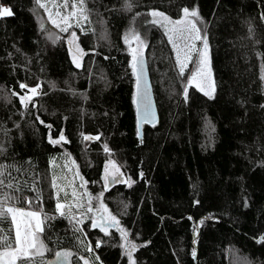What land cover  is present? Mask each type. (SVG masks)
<instances>
[{
    "label": "trees",
    "instance_id": "trees-1",
    "mask_svg": "<svg viewBox=\"0 0 264 264\" xmlns=\"http://www.w3.org/2000/svg\"><path fill=\"white\" fill-rule=\"evenodd\" d=\"M40 3L0 0L12 10L0 17V200L42 215L34 264H264V0H84L86 20L79 0ZM185 8L208 43L212 97L189 83L195 57L181 73L162 28L137 27ZM129 26L145 36L153 122L135 104ZM109 162L127 184H105ZM67 166L82 216L56 207ZM14 234L9 214L0 236Z\"/></svg>",
    "mask_w": 264,
    "mask_h": 264
},
{
    "label": "rangeland",
    "instance_id": "rangeland-1",
    "mask_svg": "<svg viewBox=\"0 0 264 264\" xmlns=\"http://www.w3.org/2000/svg\"><path fill=\"white\" fill-rule=\"evenodd\" d=\"M4 8H9L10 11L12 12L11 8L8 6H3L0 5V11H2ZM158 13V12H157ZM3 15H0L2 17ZM166 16L169 20L171 21H181L185 20L184 18L180 20H173L170 17ZM191 17V16H189ZM192 20L196 28L199 29L198 25L194 21V18H187ZM154 20H159L160 23H153ZM136 25V24H135ZM145 26H157L162 28L164 31L166 37L169 39V31L168 29L172 27L171 24H169L167 21L163 19L161 16H153L150 14V19L148 20H142L137 24V27L140 28L141 32H144L143 29ZM130 27V26H129ZM179 29L185 30V29H190V26L187 25V22L185 20V24L179 25ZM144 34H141L136 28L130 27L128 34H127V41L129 43L130 49L133 53V57H136L135 64L136 67L134 68L135 72V77H136V93H135V104L138 107L139 111V116H141L143 122H153L156 119V113H155V108L153 101L151 99V91H150V86L148 84V79H147V73H146V67H145V61H144V54H143V49H144V40L145 36ZM173 40L170 41L171 46L174 50L175 56L177 57V49L173 46L174 42L178 44L181 48V59L184 58L185 53L190 54V59L192 57H195V63L193 67V72L192 75L195 74L197 71V67L199 65V55L203 51V41L201 47H199V51L196 48L198 40H194L190 37H194L195 33H192L188 30L184 31V36L186 39H179L178 38V33H173ZM200 35V34H199ZM136 36L139 37V40L136 39ZM186 45H194V49H191L189 47H186ZM197 50L196 53H194ZM74 54L76 55L77 58H79V51L74 50ZM189 59V61H190ZM208 59H209V64L208 68L205 69V75L202 80V86L204 88V93L205 92H211L212 95L209 97H212L214 94V79L212 80L211 74V65H210V58H209V53H208ZM188 61V62H189ZM187 62V63H188ZM134 63V60H133ZM186 63V65H187ZM192 85L196 86V82H192ZM197 87V86H196ZM200 89L199 87H197ZM118 169V173H117ZM54 172V171H53ZM75 175V168L73 167H66V172H64L63 168H58L54 172V180L56 183V195L59 199V204H63L64 208L59 210L67 213H73V210L81 211L77 212L80 216H82V210H83V192L82 190L77 186V179L73 176ZM115 177V179H113ZM104 181L107 186L115 183H123L126 182V178L124 174L121 172L119 166L115 162H109L106 167L105 175H104ZM69 208H71V211L69 212ZM24 212H29V210H21ZM38 214L36 218L32 217H17L18 221H23L21 223V232L23 233L25 230V224L28 225V229L32 231L36 237V235L41 231L40 229L43 228V220H42V215L37 212L33 211ZM39 221V228H37V222ZM14 226L16 227V222H14ZM37 239V238H36ZM33 250H29V254L32 253ZM2 264V262H0Z\"/></svg>",
    "mask_w": 264,
    "mask_h": 264
},
{
    "label": "snow or ice",
    "instance_id": "snow-or-ice-1",
    "mask_svg": "<svg viewBox=\"0 0 264 264\" xmlns=\"http://www.w3.org/2000/svg\"><path fill=\"white\" fill-rule=\"evenodd\" d=\"M37 3L40 4V7L42 8H47L46 4L40 3V0H37ZM79 4H80V15L82 16L83 19H87V15H85V11H86V6L84 4V0H79ZM64 6L67 7V0H64ZM74 11H72L71 13H69L70 17H74L77 15L75 9H76V4L72 5ZM183 13H184V17L185 20L187 22V25L190 26V29H185L188 30L192 33H195L194 37H190L194 40H201L203 39L200 35H199V29L196 28L195 23L190 20L187 19L189 16L191 17H196L197 13L193 10L192 12H189V10L187 8L183 9ZM59 15V13H57ZM0 15L3 16H10L12 15V12L10 11L9 8H4L2 11H0ZM151 15L153 16H161L163 17V19L165 21H167L169 24L172 25L171 28L168 29L169 31V40L172 41L173 40V33H178V38L183 40L186 39V37L184 36V31L185 30H181L178 28L179 25L185 24V20H181V21H171L169 20L166 16H164V14L162 13H157V12H153L151 13ZM63 22L65 24V27L61 28V31H67L68 27H71V24L69 23V17H63ZM53 23H55V21H53ZM153 23H160L159 20H154ZM77 24H79V19H77ZM57 27H59V25H57ZM73 38H75V34L73 33ZM136 39L139 40V37L136 36ZM173 46L177 49V61L180 65V71L181 73H183L185 71V67H186V63L189 61L190 59V54L189 53H185L184 54V58L181 59V48L178 44H176L174 42ZM186 47H189L191 49H194V45H186ZM134 63H133V68L136 67L135 64V60L136 57H133ZM208 64H209V59H208V43L206 39H203V51L200 53L199 55V65L197 67V71L195 72V74H193L191 76V80L189 81V83L192 82H196V86L200 88L201 91H204V88L202 86V80L204 78L205 75V69L208 68ZM79 63H77V67H79ZM26 85H21V88H25ZM30 91L32 92L33 95L37 94V90L36 88H32L30 89ZM205 95H209L211 96L212 93L211 92H205ZM185 96H187V91L185 92ZM26 98H22V100H24ZM41 123H43V121H41ZM61 140L64 139L63 136L60 137ZM53 143H58L59 141H52ZM117 173H118V169H117ZM0 175H2V173H0ZM113 179H115V177H113ZM3 181L0 180V184H2ZM8 187H12L11 185H8ZM102 195V194H101ZM14 197L5 194L4 198L2 200H0V219L3 218H7L9 217L10 214V219L13 222H16V227H15V234H14V239L12 241L8 240V237L6 235L0 236V248L5 249L3 251H0V262H2V264H16V261L18 259L25 261L26 264H34V260L30 257L29 255V250H35L34 252H32V256L41 253L42 250H45V246L43 245L42 242H39V247H37L38 241L34 235V233L32 231H30L28 229V225L25 224V230L22 233L21 232V223H23V221H18L17 217H32V218H36L38 216V214L36 212L33 211H29V212H24L21 211L17 208H15L14 206H9L10 201L13 200ZM31 203V202H29ZM57 209L61 210L64 208L63 204H57ZM106 210V209H105ZM71 211V208H69V212ZM88 211H91V209H88ZM65 213L63 211H60V215H64ZM111 219L113 221H115V217H111ZM115 223H118V221H115ZM96 226V225H94ZM37 228H39V221L37 222ZM42 231V229H40ZM125 239H127V234L125 233ZM97 247H99V244H97ZM136 247L135 244H132L130 241L128 242V252H129V256L131 254V251L134 250ZM57 258H60L61 256L63 257H67L70 254L65 252V253H57ZM131 258V256H130ZM98 259V258H97ZM85 264H87V262H85ZM132 264H135V262L133 261Z\"/></svg>",
    "mask_w": 264,
    "mask_h": 264
},
{
    "label": "water",
    "instance_id": "water-1",
    "mask_svg": "<svg viewBox=\"0 0 264 264\" xmlns=\"http://www.w3.org/2000/svg\"><path fill=\"white\" fill-rule=\"evenodd\" d=\"M141 120H142V118H141ZM139 127H141L140 122H139Z\"/></svg>",
    "mask_w": 264,
    "mask_h": 264
},
{
    "label": "bare ground",
    "instance_id": "bare-ground-1",
    "mask_svg": "<svg viewBox=\"0 0 264 264\" xmlns=\"http://www.w3.org/2000/svg\"><path fill=\"white\" fill-rule=\"evenodd\" d=\"M130 182V181H129ZM127 184V182H125ZM116 185V184H115ZM38 257V256H37Z\"/></svg>",
    "mask_w": 264,
    "mask_h": 264
}]
</instances>
